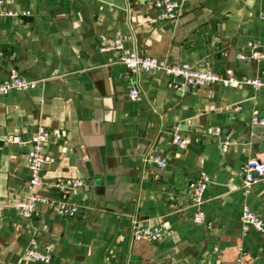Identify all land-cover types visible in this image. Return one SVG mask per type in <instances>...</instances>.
<instances>
[{
	"label": "crops",
	"instance_id": "1",
	"mask_svg": "<svg viewBox=\"0 0 264 264\" xmlns=\"http://www.w3.org/2000/svg\"><path fill=\"white\" fill-rule=\"evenodd\" d=\"M153 1L5 0L29 14L0 22V81L15 67L38 83L0 97V264H237L241 254L240 264H264V237L240 222L244 205L264 219V179L246 192L241 186L242 163L264 162V126L251 123L254 109L264 115V86L182 92L159 70L130 72L108 49L119 38L126 51L255 77L264 57L237 55L262 43L264 0H176L178 19L163 22ZM173 125L190 136L185 149L170 142ZM38 126L57 138L44 144L53 161L36 192L78 205L74 216L45 201L34 219L13 207L28 194V140ZM151 146L166 167L143 160ZM200 172L210 179L203 224L191 219L189 186ZM73 178L83 185L64 188ZM134 217L167 229L156 240H133ZM30 247L51 259L28 256Z\"/></svg>",
	"mask_w": 264,
	"mask_h": 264
},
{
	"label": "built area",
	"instance_id": "2",
	"mask_svg": "<svg viewBox=\"0 0 264 264\" xmlns=\"http://www.w3.org/2000/svg\"><path fill=\"white\" fill-rule=\"evenodd\" d=\"M5 0H0V22L5 17L15 16L18 14L28 15V11L21 13L15 12L9 8L4 7ZM157 21H175L179 17V3L176 0H154L152 4ZM261 19L263 21V39L258 47H253L250 51H242L238 53L237 57L243 60H255L264 57V11ZM118 51V61L134 74L148 73L154 70H159L168 78L167 85L171 88L186 92L192 88L204 86L212 83H219L224 87L237 86L241 83L252 85L255 88L264 86V81L259 75H264V69L260 70V74L255 77L239 78L232 74L220 73L212 70L207 64L203 69H196L186 62L169 63L165 59L140 54L136 50L126 51L124 49L122 40L116 38L108 47ZM38 81L23 76L15 67L9 71L8 77L0 81V97L6 96L13 91H23L32 89L37 86ZM129 98L136 100L140 97V92L136 86L129 90ZM251 123L253 125L264 126V115L258 110L252 111ZM214 136H219L218 130L211 132ZM56 135L43 126H38L36 132L28 140L29 149L27 152V162L29 168V177L26 181L27 196L18 199L13 203V207L18 213L29 219H34L39 216L37 204L40 201H45L49 209L61 215L74 216L78 210V205L67 201L66 199H46L37 194L36 189L41 184V171L46 163H51L53 158L45 155L44 144L51 139L55 141ZM169 140L172 144L181 149H185L189 142L190 136L183 133L178 125L171 127ZM220 148L222 151L227 149L229 145L228 137L220 138ZM144 161L152 162L161 168L166 167L167 162L165 158L160 155L159 149L151 146L143 156ZM242 172V188L246 192L257 181L264 179V162L257 158H248L241 165ZM210 182L209 176L205 172H200L194 177L190 183L191 189V205L193 213L191 219L194 223L203 224L206 222V212L204 209V195L208 184ZM83 185V181L79 178H73L68 181L64 188L74 189ZM240 222L243 231L253 229L264 237V219L257 213L250 209L248 205H244ZM167 226L165 223L146 224L143 221L133 218L130 225V234L133 240L147 239L156 240L163 235ZM34 242V241H33ZM26 254L34 259L48 262L51 259L50 253L41 252L35 248H28ZM241 254L236 263L240 264L242 261ZM195 264V263H190Z\"/></svg>",
	"mask_w": 264,
	"mask_h": 264
}]
</instances>
